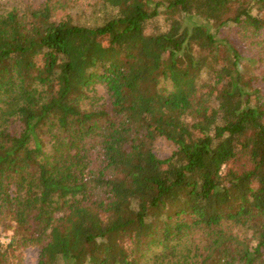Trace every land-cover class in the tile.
I'll use <instances>...</instances> for the list:
<instances>
[{"label": "trees", "instance_id": "obj_1", "mask_svg": "<svg viewBox=\"0 0 264 264\" xmlns=\"http://www.w3.org/2000/svg\"><path fill=\"white\" fill-rule=\"evenodd\" d=\"M54 5L0 11V264H264V0Z\"/></svg>", "mask_w": 264, "mask_h": 264}, {"label": "rangeland", "instance_id": "obj_2", "mask_svg": "<svg viewBox=\"0 0 264 264\" xmlns=\"http://www.w3.org/2000/svg\"><path fill=\"white\" fill-rule=\"evenodd\" d=\"M55 5L56 19L69 17L76 23H88L92 17V12L96 0H53ZM44 0H0V11L10 10L12 8L26 9L28 7L35 8L42 4ZM160 23V22H159ZM237 42V41H236ZM241 67H244V73L249 76L248 66L245 62ZM96 98L104 96L101 89L92 92ZM173 151L172 145L167 141H159L154 147V154L158 159L167 158ZM12 233L10 231H2L0 228V243L8 244ZM37 249L33 247L21 248L16 251L14 264H37Z\"/></svg>", "mask_w": 264, "mask_h": 264}]
</instances>
